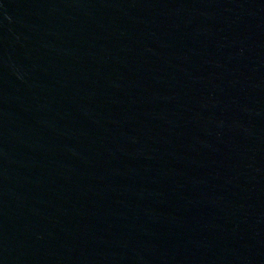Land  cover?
Listing matches in <instances>:
<instances>
[{"label":"water","instance_id":"obj_1","mask_svg":"<svg viewBox=\"0 0 264 264\" xmlns=\"http://www.w3.org/2000/svg\"><path fill=\"white\" fill-rule=\"evenodd\" d=\"M0 264H264V0H0Z\"/></svg>","mask_w":264,"mask_h":264}]
</instances>
